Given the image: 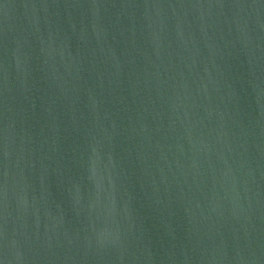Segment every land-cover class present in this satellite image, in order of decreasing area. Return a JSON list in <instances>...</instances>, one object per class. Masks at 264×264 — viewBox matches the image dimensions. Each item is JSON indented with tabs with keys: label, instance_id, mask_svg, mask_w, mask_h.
<instances>
[{
	"label": "water",
	"instance_id": "1",
	"mask_svg": "<svg viewBox=\"0 0 264 264\" xmlns=\"http://www.w3.org/2000/svg\"><path fill=\"white\" fill-rule=\"evenodd\" d=\"M0 264H264V0H0Z\"/></svg>",
	"mask_w": 264,
	"mask_h": 264
}]
</instances>
